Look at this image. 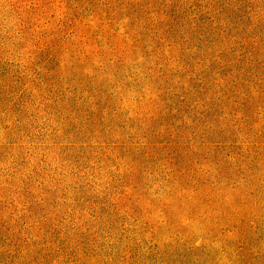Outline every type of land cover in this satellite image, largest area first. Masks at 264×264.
Returning <instances> with one entry per match:
<instances>
[{"label":"rangeland","instance_id":"obj_1","mask_svg":"<svg viewBox=\"0 0 264 264\" xmlns=\"http://www.w3.org/2000/svg\"><path fill=\"white\" fill-rule=\"evenodd\" d=\"M0 264H264V0H0Z\"/></svg>","mask_w":264,"mask_h":264}]
</instances>
